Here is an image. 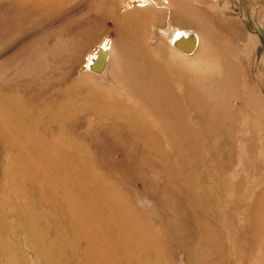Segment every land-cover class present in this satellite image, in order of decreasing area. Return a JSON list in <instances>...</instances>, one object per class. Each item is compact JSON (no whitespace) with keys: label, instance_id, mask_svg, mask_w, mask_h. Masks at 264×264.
<instances>
[{"label":"rangeland","instance_id":"obj_1","mask_svg":"<svg viewBox=\"0 0 264 264\" xmlns=\"http://www.w3.org/2000/svg\"><path fill=\"white\" fill-rule=\"evenodd\" d=\"M168 1L0 0V264H264V0Z\"/></svg>","mask_w":264,"mask_h":264},{"label":"bare ground","instance_id":"obj_2","mask_svg":"<svg viewBox=\"0 0 264 264\" xmlns=\"http://www.w3.org/2000/svg\"><path fill=\"white\" fill-rule=\"evenodd\" d=\"M146 1V0H145ZM144 0H142V2H145ZM148 3H151V7L152 11H151V14L153 15V19H157V18H160V17H164L165 18V22H166V26H169L168 22H169V11H170V2L168 0H147ZM162 14V15H161ZM161 15V16H160ZM163 18V19H164ZM172 20V19H171ZM156 21V20H155ZM168 21V22H167ZM172 22V21H171ZM171 24V23H170ZM176 25V24H175ZM170 27H165V28H162L160 26H157V25H151L150 26V29H149V33L150 34V37L157 40V39H164V41L167 42L168 46H169V49L170 51L173 53V56L172 58L174 57L176 61L178 62H182L187 66H189L191 69H194L196 70L197 68L199 69L198 71L199 72H204L208 65L210 64H207L206 62V59L208 57L207 55V52L205 50V48H203L204 46V43H203V39L200 35L199 32L195 31V30H191V29H187V28H180V27H177V26H172L170 25ZM187 32H191L195 35L196 37V47H195V50L194 52L192 53V55H185V54H182L181 52H179L177 49H175L174 47L171 46V41L174 37L178 36L179 34L183 33H187ZM147 40V39H146ZM101 47V45H100ZM99 48V50H97L94 54V60L91 62L90 64V70L91 71H96L95 69H97L99 66H98V63H96L98 61V57L100 55L103 54V56L106 58V52L105 50H103L102 48ZM105 47V46H104ZM159 47V46H158ZM112 48V47H111ZM156 48V47H155ZM162 48V47H161ZM160 48V49H161ZM164 48L161 49V51L163 50ZM166 49V48H165ZM110 50V49H109ZM168 50V49H167ZM95 51V50H94ZM169 51V50H168ZM169 51V52H170ZM210 51V50H209ZM110 52V51H109ZM171 53V54H172ZM109 57V56H108ZM110 59V58H109ZM195 59V60H194ZM111 60V59H110ZM105 61V59H104ZM212 61V60H211ZM202 64L203 66L198 67V64ZM107 64V63H105ZM179 64V63H178ZM182 64V65H184ZM166 66V65H165ZM210 66V65H209ZM105 68V67H104ZM109 68V67H108ZM211 68V66H210ZM104 70V69H103ZM107 70V69H106ZM102 71V70H100ZM97 72V73H100ZM95 74V72H94ZM96 76V75H95ZM99 76V75H98ZM100 78L102 79L101 75H100Z\"/></svg>","mask_w":264,"mask_h":264},{"label":"water","instance_id":"obj_3","mask_svg":"<svg viewBox=\"0 0 264 264\" xmlns=\"http://www.w3.org/2000/svg\"><path fill=\"white\" fill-rule=\"evenodd\" d=\"M171 46L177 49L179 52L185 55H191L196 47V37L193 33L187 32L185 34L181 33L174 37L171 41ZM98 68L95 69L97 72L100 71L101 67L104 65L103 54L98 57Z\"/></svg>","mask_w":264,"mask_h":264}]
</instances>
